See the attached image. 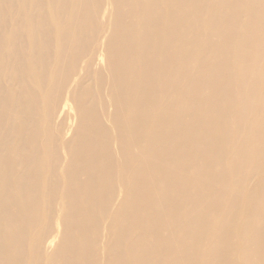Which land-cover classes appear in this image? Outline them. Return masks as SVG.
Returning <instances> with one entry per match:
<instances>
[{
  "label": "bare ground",
  "instance_id": "bare-ground-1",
  "mask_svg": "<svg viewBox=\"0 0 264 264\" xmlns=\"http://www.w3.org/2000/svg\"><path fill=\"white\" fill-rule=\"evenodd\" d=\"M0 264H264V0H0Z\"/></svg>",
  "mask_w": 264,
  "mask_h": 264
}]
</instances>
